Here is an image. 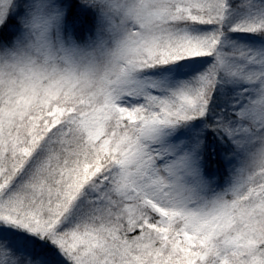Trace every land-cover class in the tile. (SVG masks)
<instances>
[{
  "label": "snow or ice",
  "instance_id": "1",
  "mask_svg": "<svg viewBox=\"0 0 264 264\" xmlns=\"http://www.w3.org/2000/svg\"><path fill=\"white\" fill-rule=\"evenodd\" d=\"M64 4L107 63L0 96V264H264V0Z\"/></svg>",
  "mask_w": 264,
  "mask_h": 264
},
{
  "label": "clouds",
  "instance_id": "2",
  "mask_svg": "<svg viewBox=\"0 0 264 264\" xmlns=\"http://www.w3.org/2000/svg\"><path fill=\"white\" fill-rule=\"evenodd\" d=\"M94 11L107 10L108 0H78ZM9 19L15 28L0 38V96L43 90L69 73L103 74L107 57L68 27L64 0H0V29Z\"/></svg>",
  "mask_w": 264,
  "mask_h": 264
},
{
  "label": "trees",
  "instance_id": "3",
  "mask_svg": "<svg viewBox=\"0 0 264 264\" xmlns=\"http://www.w3.org/2000/svg\"><path fill=\"white\" fill-rule=\"evenodd\" d=\"M72 19L77 21L81 20L80 13L79 12L74 13ZM68 27L71 28V25H68ZM88 27H90L89 24L81 23V27L79 29L80 33L82 34L86 33Z\"/></svg>",
  "mask_w": 264,
  "mask_h": 264
}]
</instances>
